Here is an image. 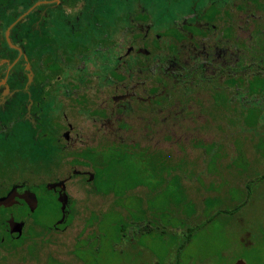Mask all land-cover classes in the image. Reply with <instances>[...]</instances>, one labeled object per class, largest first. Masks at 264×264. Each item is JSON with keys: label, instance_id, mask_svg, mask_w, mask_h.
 <instances>
[{"label": "flooded vegetation", "instance_id": "af4514ba", "mask_svg": "<svg viewBox=\"0 0 264 264\" xmlns=\"http://www.w3.org/2000/svg\"><path fill=\"white\" fill-rule=\"evenodd\" d=\"M260 77L264 0H0V133L13 127L0 141L15 143L12 155L55 157L60 175L39 185L58 206L52 231H67L70 183H92L108 146L154 154L195 144L216 109L228 114L238 94L253 100ZM14 187L15 204L0 206V258L41 230L28 221L43 198L24 180L0 198Z\"/></svg>", "mask_w": 264, "mask_h": 264}, {"label": "rangeland", "instance_id": "374dc122", "mask_svg": "<svg viewBox=\"0 0 264 264\" xmlns=\"http://www.w3.org/2000/svg\"><path fill=\"white\" fill-rule=\"evenodd\" d=\"M251 84L264 88V79L254 78ZM236 96L235 107H226L230 114L216 109L214 121L201 124L203 129L217 131L220 148L231 153L214 170L186 171L181 164L173 167L171 151L145 154L108 146L100 159L102 168L94 169L92 183L81 178L71 181L78 184L71 193L75 205L61 227L67 228L63 232L49 229L57 219L58 206L50 192L39 187L60 175L51 168L55 157L32 152L12 155L15 143L1 140L0 194L13 182L24 180L43 202L28 221V229L32 223L41 230L26 243V239L16 243L27 244L23 251L2 253L0 264H235L238 260L264 264V93L262 102V97L254 96L246 104L239 102L240 94ZM12 128L3 129L0 135ZM162 163L176 169L175 176L180 177L155 169L133 171L134 166ZM136 186L150 193L138 206L120 204ZM108 196L116 201L101 204L102 199L111 198ZM195 203L203 204L199 205L205 211L194 221L197 229H185L179 225L178 212L187 219ZM83 212L90 213L87 224L94 230L76 239L70 227L74 228L75 216L80 218Z\"/></svg>", "mask_w": 264, "mask_h": 264}, {"label": "crops", "instance_id": "0c3cea01", "mask_svg": "<svg viewBox=\"0 0 264 264\" xmlns=\"http://www.w3.org/2000/svg\"><path fill=\"white\" fill-rule=\"evenodd\" d=\"M217 134H218L217 131H213V130L209 132L206 131L203 133V135H201L200 139H198L195 144L192 141H190L186 143L184 147L178 148L177 150H172L171 151L172 160L170 159L172 163L170 165L176 167L181 164L183 167L185 166L184 169L186 171L191 170L193 172H197L198 170H202L204 172H207L211 169L214 170L217 167V165L222 161L223 157L228 156V154H231L230 152L227 153L226 150L228 149L220 148V141L218 139ZM222 151L224 152V156H222ZM164 164H166V166L160 164V165H155V166L151 165L142 168L135 167L134 171L152 172L155 169V171L157 170L163 171L165 174L167 173H170L172 175L174 174V177L179 176V175L175 176L176 169L172 168L171 170L168 168L169 164L168 165L167 163ZM167 178L168 176H166V179ZM146 193H150V191L148 192L145 188H142L141 186H136L132 189L130 193L124 196V198H122L119 201V203L122 204V202H124L125 205H133V207L138 206L141 200H143L146 197ZM109 200H112L113 202L116 201V199L113 198L112 196L110 199L109 198L102 199L101 204L107 203ZM199 204L195 203V205L192 206V211L190 214H188L187 219L185 218V215L183 213L178 212L179 214L177 215V218L179 225H181V227H184L185 229H191L192 226V228H194L193 227L195 226L194 221H197L198 216L201 214L199 212H201V210L205 211V208L203 206H200ZM86 214L80 218H77L76 216L74 218L76 223L80 222L81 220L85 221L82 227L78 226L76 223L74 228L70 227V229L72 230V235H74L76 239L80 238V236L82 235L89 236L91 234V231L94 230V228H89L87 224V220L91 218V215L89 212H86ZM176 228L178 227L176 226ZM121 236L122 235H119V237Z\"/></svg>", "mask_w": 264, "mask_h": 264}, {"label": "water", "instance_id": "95a60500", "mask_svg": "<svg viewBox=\"0 0 264 264\" xmlns=\"http://www.w3.org/2000/svg\"><path fill=\"white\" fill-rule=\"evenodd\" d=\"M57 185L53 186L51 184H48L47 187L48 189H54ZM15 187L12 188V190L5 196V197H1L0 198V206H4V207H10L12 206L13 204H15ZM24 199L26 201V203L29 205V206H32L34 204H36V197L33 193H31L29 190H26L25 192V195H24ZM64 206L62 204V210H63ZM65 221V218L64 216L61 218V220H59L57 222V225H61L63 224ZM4 225L7 227H11L12 224L10 221H7L4 223ZM18 225L22 226L23 223H19ZM18 232L20 233V230H18ZM235 264H245V262L243 260H238Z\"/></svg>", "mask_w": 264, "mask_h": 264}, {"label": "trees", "instance_id": "16d2710c", "mask_svg": "<svg viewBox=\"0 0 264 264\" xmlns=\"http://www.w3.org/2000/svg\"><path fill=\"white\" fill-rule=\"evenodd\" d=\"M260 81L262 80V77H260V79H259ZM257 89L260 91V92H262V93H264V88H263V86L261 85V86H253L252 87V90H251V92H252V94H253V98H254V96H256L255 95V93H258V91H257ZM161 162H163V161H161ZM163 164V163H162ZM149 165H153V164H149ZM134 168H135V166H134ZM133 171H134V169H133ZM108 197H111V196H108ZM113 198H115L114 196H113ZM77 214H78V212H77ZM86 214V212L84 213L83 212V215H85ZM83 215H81L80 217H82ZM80 222H82V223H84L83 222V220H81ZM82 226H83V224H82ZM82 226H80V227H82ZM73 226H72V224H71V228H72Z\"/></svg>", "mask_w": 264, "mask_h": 264}]
</instances>
